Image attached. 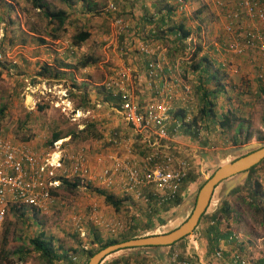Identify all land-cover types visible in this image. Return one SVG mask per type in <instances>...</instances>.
Segmentation results:
<instances>
[{
    "label": "rangeland",
    "instance_id": "obj_1",
    "mask_svg": "<svg viewBox=\"0 0 264 264\" xmlns=\"http://www.w3.org/2000/svg\"><path fill=\"white\" fill-rule=\"evenodd\" d=\"M45 1L50 9H63L67 13L78 0ZM106 2L83 0L89 6L86 14L83 12L85 15H78L80 18L67 14L64 31L53 39L50 37L53 25H47L46 18L32 8L28 0H16L13 4L0 0V107H4L0 138L25 141L34 150L43 151L51 144V133L58 132L61 137L59 140L68 147L82 145L93 154L101 146L103 135L117 125V119L109 108L113 101L102 86L119 59L116 50L111 45L106 46L109 40L113 41L110 39L113 33L110 15L103 11ZM186 2L188 9L176 12V17L185 16L193 40L189 41L190 47L184 52L185 56H177L172 51L173 43L162 39L168 48L165 55L168 64L165 65L161 81L187 83L191 93L186 102L173 100V105L186 107L190 118L192 115L197 116L202 100L195 92L198 80L188 69L187 57L199 45L201 50L198 57L206 56L212 61L211 68L216 72L217 81H211L206 87L218 91L212 98L215 116L203 122L196 121L200 123L196 139L186 136V143L192 145L189 150H195L197 154L193 159L192 172L195 173L194 179H200V183L222 158L229 157L226 154H233L231 151L249 144H264V139H261L264 135L261 125L264 75L262 78L257 77L258 63L240 61L242 58L230 56L221 50V11L213 5L212 0ZM145 4L148 2L145 1ZM159 5L165 7L164 1ZM199 7L202 10L196 17L195 11ZM126 12L129 14V11ZM122 17L125 19L129 15L124 14ZM172 24L170 22L168 25ZM81 28L89 31V38L72 46L70 36ZM148 28L145 25L139 29L134 26L132 38L149 42ZM45 50H48L46 55ZM29 55L31 60L26 58ZM176 57H179V62L174 66ZM47 63L48 66H54L57 75L45 76L37 81L34 75ZM168 66L170 69L167 70ZM228 109L235 114L236 119L228 127L221 128L216 122L217 116ZM88 124H93V127L87 128L86 133L79 132ZM247 133L250 136L245 140ZM232 137L243 143L232 145ZM136 151L139 152L137 148ZM239 153L235 152L234 155ZM252 177L260 183V202L250 204L243 196L227 195L232 219L223 217L220 223L221 227H235L237 237L234 244L231 243L232 252L244 264H256L257 257L264 251V163L254 168ZM228 179L231 177L222 181V184L226 186ZM191 204L190 195L157 216L160 220L153 227L144 228L145 216L142 213L146 211L145 206H133L127 201L115 209L106 204L92 187L58 186L53 204L44 212L24 204H13L12 208H8L0 222V264H49L32 248L31 239L38 235L57 253L66 251L75 264H86L89 257L85 250L96 248V235L102 241L117 237L126 227L136 224V220L137 236L166 232L186 218ZM133 213L137 215L135 218ZM194 230L170 246L116 250L107 254L99 264H110L112 260H117L115 264H174L180 257L188 264H197L195 252L191 248L187 249ZM215 259L224 264L221 257ZM232 260L237 261L235 258Z\"/></svg>",
    "mask_w": 264,
    "mask_h": 264
},
{
    "label": "built area",
    "instance_id": "obj_2",
    "mask_svg": "<svg viewBox=\"0 0 264 264\" xmlns=\"http://www.w3.org/2000/svg\"><path fill=\"white\" fill-rule=\"evenodd\" d=\"M170 2L178 13L188 9L186 0ZM212 3L221 11L219 47L230 56L258 63L256 75L262 78L264 0H212ZM103 11L110 15L113 30L110 35L113 41L109 40L106 46L111 45L119 56L102 83L113 101L109 108L117 125L103 135L101 146L93 154L85 146L68 147L59 139L43 151H36L25 141L0 138V222L13 204L46 211L53 204L54 192L62 180L75 182L84 189H104L133 206L140 204L149 210L180 195L181 186L192 171L197 154L189 150L192 145L186 143L188 138L183 133L190 117L186 107L173 105V100L186 102L191 87L184 82L161 81L168 64L166 44L151 38L149 42L133 39V24L119 14L113 1L107 0ZM128 36L131 37L127 39ZM190 40L191 34L186 39L185 51ZM131 43L145 58L142 72L123 58ZM178 59H174V66ZM181 108L183 118L176 115ZM236 237L233 233L228 241ZM214 256L220 258L221 251L216 250ZM233 258L244 264L237 255ZM174 264L188 263L179 259Z\"/></svg>",
    "mask_w": 264,
    "mask_h": 264
},
{
    "label": "trees",
    "instance_id": "obj_3",
    "mask_svg": "<svg viewBox=\"0 0 264 264\" xmlns=\"http://www.w3.org/2000/svg\"><path fill=\"white\" fill-rule=\"evenodd\" d=\"M31 4V7L36 9L38 12L41 13L43 17L46 18V24L47 25H53L51 28L50 37L55 39L59 37V32L64 31V26H65V21H67V13L63 9H50L48 6V3L45 0H28ZM157 1V0H156ZM153 2L151 6L153 7V10L151 13L144 12L143 17L144 23L142 24L141 28L145 25L148 26L149 28L147 29V36L151 39H155L157 41H161L163 44V40L165 41H170L173 43L172 45V51L177 55V56H185V48H186V39L187 37L192 33L191 28L187 24V20L185 16L179 15L176 17V11L175 8L171 5L168 4L166 0H158L157 2ZM161 1L165 2V7L160 6L159 4ZM157 3V4H156ZM114 4L117 6L118 4L114 2ZM143 6V4H142ZM86 9L85 11H88V5L86 3ZM144 7V6H143ZM117 9L119 10V14L124 15L127 14L126 11L122 12L118 7ZM202 8L199 7L195 11V16L198 15L201 12ZM197 17V16H196ZM170 22H172V26L168 25ZM90 33L86 28H81L77 29L75 33H73L70 36V44L73 46L79 45L80 43L84 42L87 38H89ZM193 36V35H192ZM163 39V40H162ZM42 41V40H41ZM201 50V47L199 45H196L194 49L189 53L187 57V61L189 63L188 69L192 73L196 75V79L198 80L197 85L195 86V92L198 93L197 95L199 96V99L201 101L197 113L198 115H192L190 120L186 122L183 126V133L185 136L192 137L193 139H196L198 137V127L200 125L199 122H203L209 118L211 119L212 116H215V113L212 111L214 103L212 102V98H214L215 94L218 92L217 90H208L206 85L210 83L211 81H217V75L215 70H212L211 68V60L206 57V56H199L198 54ZM82 64V63H81ZM38 76H56L57 72L54 70L53 67H50L48 65H42L38 72L36 73ZM259 90H262L261 87H258ZM264 94V93H263ZM3 108L0 107V122H1V117L3 113ZM179 118L184 117V110L181 108L177 111L176 114ZM236 119L235 114L231 110H227L224 113H221L217 116V124L221 128L228 127L230 122L232 120ZM199 120V122H196ZM199 123V124H198ZM197 124V125H196ZM261 125L264 128V109L263 113L261 116ZM92 128L93 124H88L84 126L83 129H81L79 132H87V128ZM250 136L249 133L245 135V140ZM61 138L59 136L58 132H52L51 133V139L50 143L56 139ZM261 139H264V135L261 137ZM232 145H238L239 143L243 142H238L236 137H232L231 140ZM205 144V143H204ZM264 145V144H263ZM249 152V151H247ZM246 153V152H245ZM243 153H239L234 157L231 158H236ZM230 157L222 158V160L219 162L218 165L227 162ZM259 163H264V158L261 159L259 162L256 164L250 166L246 171H245V177L242 180L240 184L237 186H234L228 195H237L238 197H242L248 199V202L250 204H257L260 202V195L262 194L260 183L252 179V173L254 168L259 164ZM211 174V172L208 174V176ZM195 173L190 171L187 174V177L185 178L186 181H193L194 180ZM204 180H202L199 183V186L197 189L200 187V185L203 183ZM184 182V183H185ZM77 184L75 182H70L67 180H62V185L64 187H75ZM98 194H100L103 197V200L105 201L106 204L111 205L113 208H118L120 203H125L127 202L125 199L122 198H117L116 196L112 195L111 193L107 192L104 189H95ZM180 195H178L175 199L171 201H167L164 203H161L160 205H157L156 207H150L149 210H146L143 212V216H145V221L143 223L144 228H150L153 227L155 223L160 220L157 216H160L162 213L167 212L171 207L176 206L180 203L181 201ZM129 203V202H128ZM12 208V205L10 206ZM257 209H260L257 207ZM219 215L217 218L212 219V227H216L218 220L220 217H225L228 218L230 215V205L227 201H223L222 205L220 207ZM136 215V214H135ZM134 213L132 216L135 218ZM203 214L200 215V217ZM137 216V215H136ZM155 217V218H153ZM136 220V224H137ZM136 224L133 223V225H129L124 229L123 232H121L117 237L114 238H108L104 241H102L97 235H96V241H97V246L96 248H90L85 250V254L87 257L92 256L95 252L98 250L104 248L107 245L122 242L134 237H137L135 233V228ZM214 229L209 228L207 231H205V234H209V232H212ZM183 238V237H182ZM180 238V239H182ZM179 239V240H180ZM208 242L210 245L214 246L215 240L212 238L208 237ZM178 241V240H177ZM176 242V241H175ZM175 242L168 244L169 246L174 244ZM31 244L32 248L35 251L39 252V255L43 257L49 264H75V262L68 257L66 254V251H61L60 253H57V251L53 250L39 235L37 237H34L31 239ZM164 245V246H168ZM182 259V257H180ZM185 259V258H184ZM232 260V259H231ZM231 260L226 261V264H233ZM117 260H112L110 264H115ZM256 264H264V253L262 255H259L256 259ZM235 263V262H234ZM235 264H239L238 261H236Z\"/></svg>",
    "mask_w": 264,
    "mask_h": 264
},
{
    "label": "crops",
    "instance_id": "obj_4",
    "mask_svg": "<svg viewBox=\"0 0 264 264\" xmlns=\"http://www.w3.org/2000/svg\"><path fill=\"white\" fill-rule=\"evenodd\" d=\"M14 1H16V0H7V2H10V4H13ZM114 1H115V3L118 4L117 7L122 12L124 10L129 11L128 12L129 14H125V15H129V17H126V18L131 21L133 26H135L137 29H139V27H141L142 24L144 23L145 18L143 17V13L148 12V11H149V13H151V11L153 10V7L151 6V4L153 2H155L156 0H114ZM145 1L148 2V4H145ZM166 1L168 2V4H171L170 0H166ZM142 4L144 7L142 6ZM164 4H165V2H164ZM85 6H86V3L84 4L83 0H78V1H76V3L73 4L72 8L70 10H68L67 14L74 17V18H80V17H78V15H82L86 12ZM9 8H10V6L8 5V9ZM44 53H45V55L48 54V50H45ZM24 55H26V54H24ZM26 58H28V60H31L30 55L27 56ZM124 58L126 59L127 62L131 63V65H133L140 72H142V70L144 69V65H145L144 56H140L137 53V51L135 50V47L132 43L130 44V46L128 45V52ZM241 58H242V60H240V61L245 62V59L243 57H241ZM47 65H49V63H47ZM50 67H54V66L50 65ZM54 70L58 73V71L55 68H54ZM246 70L249 71L250 69H248V67H247ZM34 76H36L37 81L44 79L42 76H38V75H34ZM141 77L142 76H140V78ZM55 80H57V79H55ZM90 164L92 165L91 160H90ZM201 167H202V165H201ZM199 180L200 179H194L193 181L191 180V181H186V182L184 181L185 183L183 182L181 189H180V197L184 199L186 197L189 198L191 195V203H192L194 195L197 191V187L199 186ZM228 180L230 182L233 179H228ZM223 182H224V180H223ZM220 183L222 184V181ZM220 183L218 184L219 187H217V189L216 188L214 189L205 212L198 219L197 225H196L195 230H194V235H192V238H191V243L187 245V249L191 248L195 252L197 264H220L221 261L215 259V256H214V252L216 250L221 251V259L224 262V264H226V261L233 259V255H234L233 253H235V252H232L233 245L231 244V243L234 244V242H235L234 238H232L231 241H228V237L231 234H233V233L237 234L235 232V227H232L233 229L230 227H227V228L221 227L220 223H221V221H223V219H224L223 217H220V219L217 222L216 227L215 226L212 227V224H213L212 219H213V217L217 218V216L219 215L218 210L220 209L222 202L227 201L229 203L228 198H226V196L228 195V193L230 191L225 192L226 186L223 185L224 183L222 185H220ZM240 183L241 182L236 183V186ZM216 190H217V192H216ZM223 190H224V193L222 194L221 191H223ZM229 196H231V195H229ZM245 199H246V197H245ZM228 219H232V217L229 215ZM210 227L213 228L214 230L212 232H209V234H205V231H207ZM201 235H203L204 237ZM208 237L209 238L213 237V239L215 240L214 246L209 244ZM188 241H190V240H188ZM259 246H261V245L259 244ZM151 247H154V246H151ZM151 247H146L145 249L151 248ZM134 250H136V249H134ZM262 250H264V249H262ZM193 251L191 250V252H193ZM147 252H149V251H147ZM185 253H188L187 250H185ZM263 253H264V251H263ZM209 257H212L213 259H209ZM231 261L233 264L236 263V261H233V260H231ZM239 264H243V263L239 262Z\"/></svg>",
    "mask_w": 264,
    "mask_h": 264
},
{
    "label": "water",
    "instance_id": "obj_5",
    "mask_svg": "<svg viewBox=\"0 0 264 264\" xmlns=\"http://www.w3.org/2000/svg\"><path fill=\"white\" fill-rule=\"evenodd\" d=\"M231 152L233 154H226V156L230 157L228 161L218 165L197 189L191 204V210L179 225L163 233L137 236L107 245L90 256L86 264H99L107 254L119 249L168 245L191 233L196 227L200 215L205 212L212 193L218 184L231 177L233 180L226 184L225 192L236 186L239 179H244L245 171L264 158V145L249 144ZM235 152L243 154L233 159L231 157L237 155H234Z\"/></svg>",
    "mask_w": 264,
    "mask_h": 264
}]
</instances>
